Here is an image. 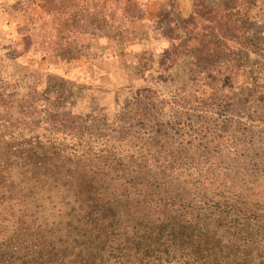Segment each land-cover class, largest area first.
<instances>
[{
    "label": "trees",
    "instance_id": "16d2710c",
    "mask_svg": "<svg viewBox=\"0 0 264 264\" xmlns=\"http://www.w3.org/2000/svg\"><path fill=\"white\" fill-rule=\"evenodd\" d=\"M219 2L196 12L207 32L247 16ZM25 98L0 93V264H264V139L249 128L197 111L161 121L150 88L103 123L33 119Z\"/></svg>",
    "mask_w": 264,
    "mask_h": 264
},
{
    "label": "rangeland",
    "instance_id": "374dc122",
    "mask_svg": "<svg viewBox=\"0 0 264 264\" xmlns=\"http://www.w3.org/2000/svg\"><path fill=\"white\" fill-rule=\"evenodd\" d=\"M243 2L247 16L210 33L196 12L219 0H0V93L26 96L33 119L103 123L128 118L150 88L161 121L197 111L264 139V0ZM194 38L229 49L213 54Z\"/></svg>",
    "mask_w": 264,
    "mask_h": 264
}]
</instances>
